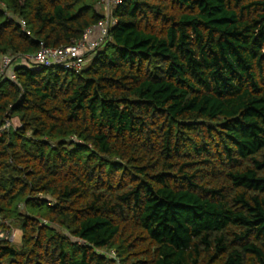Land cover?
Masks as SVG:
<instances>
[{"label": "trees", "instance_id": "1", "mask_svg": "<svg viewBox=\"0 0 264 264\" xmlns=\"http://www.w3.org/2000/svg\"><path fill=\"white\" fill-rule=\"evenodd\" d=\"M105 2L0 0V264H264V0Z\"/></svg>", "mask_w": 264, "mask_h": 264}, {"label": "built area", "instance_id": "2", "mask_svg": "<svg viewBox=\"0 0 264 264\" xmlns=\"http://www.w3.org/2000/svg\"><path fill=\"white\" fill-rule=\"evenodd\" d=\"M111 1V0H110ZM118 0H114L112 3H117ZM103 22H100L96 27L88 29L82 39L75 45L60 48V49H48L41 47V49L31 57H24V60L43 65V66H61L68 70L78 72L83 65V58L89 53L98 49L107 39L108 27L112 25L109 16ZM12 60L9 57H3L0 64L1 74H4L6 69L11 66ZM10 79H14L12 73L8 74ZM7 127V126H5ZM4 127V128H5ZM8 240V238L6 237ZM11 241L9 238L8 242Z\"/></svg>", "mask_w": 264, "mask_h": 264}, {"label": "rangeland", "instance_id": "3", "mask_svg": "<svg viewBox=\"0 0 264 264\" xmlns=\"http://www.w3.org/2000/svg\"><path fill=\"white\" fill-rule=\"evenodd\" d=\"M105 3H106L105 4V7H106L105 9H107L108 10V13H109V11H110V9L112 7V0L111 1L110 0H106ZM107 6H108V8H107ZM92 57H93V55H90L88 57V59L85 62L86 66L89 64L88 61L91 60ZM22 64H26V63L25 62H22ZM26 66L27 67H32L33 65L26 64ZM10 123H12V125L15 126V127L18 126V123H17V120L16 119H13L12 121H10ZM0 236L1 237H5V238L7 237L8 240H9V238H11V241H10L11 245L19 246L20 243H21V233L16 228H11V232L9 234L8 233L7 234H1Z\"/></svg>", "mask_w": 264, "mask_h": 264}]
</instances>
